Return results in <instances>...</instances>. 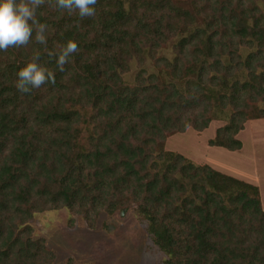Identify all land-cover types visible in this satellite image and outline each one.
Instances as JSON below:
<instances>
[{
  "label": "trees",
  "instance_id": "obj_1",
  "mask_svg": "<svg viewBox=\"0 0 264 264\" xmlns=\"http://www.w3.org/2000/svg\"><path fill=\"white\" fill-rule=\"evenodd\" d=\"M94 7L80 18L44 0L46 44L34 31L0 51V264H56L31 223L63 209L69 230L132 213L162 264H264L259 188L166 150L217 121L208 145L238 152L246 125L264 123V0ZM68 41L78 48L61 71ZM33 61L54 79L20 93L16 74Z\"/></svg>",
  "mask_w": 264,
  "mask_h": 264
},
{
  "label": "rangeland",
  "instance_id": "obj_2",
  "mask_svg": "<svg viewBox=\"0 0 264 264\" xmlns=\"http://www.w3.org/2000/svg\"><path fill=\"white\" fill-rule=\"evenodd\" d=\"M222 122H213L204 132L187 131L168 138L166 150L177 152L201 165H209L259 188L264 209V123L252 121L239 135L243 148L230 152L212 148L208 141ZM67 210L35 216L31 225L35 238H44L56 253V264H162L166 255L155 248L143 225L129 213L122 219L99 218L97 228L89 230L77 217L75 230H69Z\"/></svg>",
  "mask_w": 264,
  "mask_h": 264
},
{
  "label": "clouds",
  "instance_id": "obj_3",
  "mask_svg": "<svg viewBox=\"0 0 264 264\" xmlns=\"http://www.w3.org/2000/svg\"><path fill=\"white\" fill-rule=\"evenodd\" d=\"M44 0H0V51L10 47H21L33 38L38 44H46V25L36 19L37 9ZM97 0H55L58 9L69 13L76 12L80 18L95 14ZM77 44L68 41L56 57L57 67L63 71V66L69 62L70 56L77 52ZM39 57H36L38 60ZM16 89L27 94L32 89L53 81V73L36 61L27 63L17 72Z\"/></svg>",
  "mask_w": 264,
  "mask_h": 264
}]
</instances>
